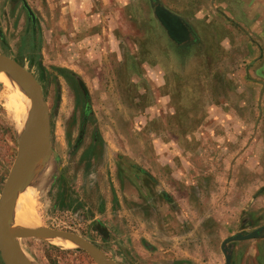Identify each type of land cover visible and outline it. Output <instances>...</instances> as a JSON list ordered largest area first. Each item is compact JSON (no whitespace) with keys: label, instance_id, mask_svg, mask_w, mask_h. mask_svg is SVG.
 Returning <instances> with one entry per match:
<instances>
[{"label":"rangeland","instance_id":"1","mask_svg":"<svg viewBox=\"0 0 264 264\" xmlns=\"http://www.w3.org/2000/svg\"><path fill=\"white\" fill-rule=\"evenodd\" d=\"M26 2L35 23L23 0H0V54L35 77L50 111L53 153L25 194L34 193L42 228L78 235L119 264H226L227 238L264 227L257 3L255 18L230 24L217 15L229 0H96L108 17L98 29L72 13L73 0ZM158 6L191 28L187 46L170 39ZM99 59L88 89L86 69ZM0 87L1 197L20 129ZM12 241L35 264H96L63 238ZM257 242L229 243L232 264H264Z\"/></svg>","mask_w":264,"mask_h":264},{"label":"water","instance_id":"2","mask_svg":"<svg viewBox=\"0 0 264 264\" xmlns=\"http://www.w3.org/2000/svg\"><path fill=\"white\" fill-rule=\"evenodd\" d=\"M33 22L36 17L30 6L23 0ZM156 17L166 30L168 36L178 45L190 39V31L185 22L176 14L164 7H157ZM0 74H4L13 82L21 84L32 98V112L27 132L19 139L17 157L0 197V252L5 264H35L16 245L13 238L54 237L64 238L81 245L89 252L96 264H119L100 259L97 250L78 235L48 229H16L6 230L8 217L14 213L19 196L29 186L36 164L53 153L51 147L50 111L35 77L15 60L0 54ZM264 237V227L243 235L238 234L227 238L222 244L226 264H232L228 244L232 242L250 241Z\"/></svg>","mask_w":264,"mask_h":264},{"label":"bare ground","instance_id":"3","mask_svg":"<svg viewBox=\"0 0 264 264\" xmlns=\"http://www.w3.org/2000/svg\"><path fill=\"white\" fill-rule=\"evenodd\" d=\"M0 82L2 83L3 91L2 96L4 98L5 107L13 119L15 126L20 129V138L27 132L29 127V121L32 112V98L29 92L21 84L13 82L4 74H0ZM1 88V87H0ZM31 105V108H30ZM28 118L26 120V116ZM26 120V121H25ZM24 122L26 126L23 129ZM29 189V188H28ZM26 189L18 198L17 205L14 213L8 217L6 223V230L16 229H43L39 224L37 217L35 216L34 205L35 198L34 193H28ZM24 197V198H23ZM22 200V201H21ZM16 213V219L14 216ZM13 222L16 225L13 226ZM20 226V227H19ZM23 227V228H22ZM70 241L69 239H64Z\"/></svg>","mask_w":264,"mask_h":264},{"label":"crops","instance_id":"4","mask_svg":"<svg viewBox=\"0 0 264 264\" xmlns=\"http://www.w3.org/2000/svg\"><path fill=\"white\" fill-rule=\"evenodd\" d=\"M119 1H122V0H119ZM229 1L231 3H227L226 4V7H222V9H221L223 11L224 16H223V14L217 13V15L219 17H225L226 22H228L230 24H234V23L235 24H240V23L243 24L242 22L245 19H247V18H249V19L255 18L256 16L253 17L254 16V12L252 13V10L254 8V7H252V4L255 2V3H257V7H258V8H255V9H258V15H259L258 23H261L262 22L261 19L263 20V23H264V0H255V1H253V3H252V0H229ZM80 8H82V11H84V12L86 11V15L83 14L84 12H81ZM70 9H72V13L74 15H77L78 16V18H79V20L81 22H82V18L85 16V19H86V27L87 26L88 27L89 26L90 27H96V26L101 25V24L104 25V24H106V21H107V18H108L106 16L105 6L102 5V4H100V2L97 3L96 0H86L85 3L80 2V0H73V3L70 4ZM218 9H219V7H218ZM261 9H262V11H260ZM239 10L243 11L242 12L243 19L239 18L234 13V12L239 11ZM206 11L207 10L204 9V7L198 9V12L196 11L197 12L196 13V18L197 19H200V17H204L206 15ZM227 18H231L233 21H229ZM99 28L100 27L98 26V29ZM99 32L100 31H98L97 34ZM102 32L105 33V30L103 29ZM94 38L95 37L92 38L93 41H94ZM105 40L106 39H104V41ZM102 42L103 41L100 38V43L102 44ZM87 43L88 44L90 43L89 45H94V44H92V41L89 38L86 39V46H87ZM100 45H99V47H101ZM102 47L105 48V49L108 48L106 41L104 42V46L102 45ZM109 51L112 52L111 49ZM88 56H89V58H91L92 55L90 54ZM89 60H90V63H92L91 62L92 60L91 59H89ZM101 63L102 62L99 59V63L98 64H96V65L94 64V66H91V68L88 67L86 69V87L88 89L89 88H92L93 85L91 84V78H90V76L87 75V74H89V72L91 73L92 69H95L97 67H100V65H104V63L103 64H101ZM102 67H104V66H102ZM97 71H98V73H103L106 70H102L101 68H98ZM259 226H260V224H257L255 227H259ZM263 238L264 237H261L260 240L258 239V242H257V243H259V246L257 248V251H258V253H260V255L262 254V251H261L262 248L261 247L264 246V239ZM250 241H252V240H250ZM249 254L252 255V252H249ZM262 255H264V254H262Z\"/></svg>","mask_w":264,"mask_h":264},{"label":"flooded vegetation","instance_id":"5","mask_svg":"<svg viewBox=\"0 0 264 264\" xmlns=\"http://www.w3.org/2000/svg\"><path fill=\"white\" fill-rule=\"evenodd\" d=\"M188 28H190V27H188ZM189 31L191 32V28L189 29ZM188 41H186L185 43H182V44H180V45H183V46H187L188 45Z\"/></svg>","mask_w":264,"mask_h":264}]
</instances>
